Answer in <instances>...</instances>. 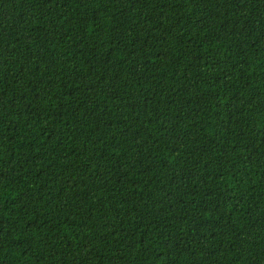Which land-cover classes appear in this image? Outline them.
<instances>
[{
	"label": "trees",
	"instance_id": "16d2710c",
	"mask_svg": "<svg viewBox=\"0 0 264 264\" xmlns=\"http://www.w3.org/2000/svg\"><path fill=\"white\" fill-rule=\"evenodd\" d=\"M0 264H264V0H0Z\"/></svg>",
	"mask_w": 264,
	"mask_h": 264
}]
</instances>
